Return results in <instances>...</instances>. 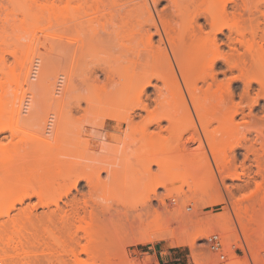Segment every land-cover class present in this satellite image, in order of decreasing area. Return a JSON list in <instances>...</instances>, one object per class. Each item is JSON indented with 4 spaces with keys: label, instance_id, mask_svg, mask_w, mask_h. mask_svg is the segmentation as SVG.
Listing matches in <instances>:
<instances>
[{
    "label": "bare ground",
    "instance_id": "1",
    "mask_svg": "<svg viewBox=\"0 0 264 264\" xmlns=\"http://www.w3.org/2000/svg\"><path fill=\"white\" fill-rule=\"evenodd\" d=\"M164 1L166 4L161 6ZM251 1L252 0H65L63 7H56L50 0H44V2L41 0H0V37L12 39L16 36L18 39V43L5 49L0 48V71H5L4 73L8 72V56H13L18 61V72H13V74L17 77V80L23 76V83L27 86L25 88L23 84L20 85L18 82L16 83V89L12 92V97H7L5 101L0 97V134L8 128L7 124L2 122V117L7 113H11V116L12 114L13 116L16 115V118L20 119L24 117L23 119H29L28 121H32L33 117L36 118V116L31 115V110H33V112L36 111L33 115H37L39 103L35 106L31 104V90L33 92L36 90L34 88L37 86L36 81L42 84L43 87V84H46V81H43L45 79L44 77L46 75L49 76L53 68L51 54L48 52L43 53L36 44L39 32L44 33L47 37L60 39V42H62V45H55L54 42L51 50L55 52L61 45V53L63 57H65V60L68 59V62L66 63L65 61L64 64L68 65L64 68L57 66L55 70L53 69L54 73L51 76L53 79L50 77H48V79L46 77V79L49 80L50 84L47 81L48 85L57 87V80L60 81L58 79L60 76L59 68L61 69V73L63 72L66 75V85L63 93L65 91L68 104V100L70 99H73L72 103L75 102L76 98L77 100L79 99V101L85 99L84 97L82 98L78 93V88L75 87L77 77L79 83L81 81L79 76L80 78H85L87 76V85L84 83L82 84L87 86L88 89L91 87L94 89V93L91 94L93 95L91 96V102L95 104L96 102L94 99L97 101L99 96L100 98L103 97V91V95L109 92L106 88L109 86H106L104 81L101 84V77L105 76L107 80L116 82L120 74L119 77L121 76L122 79H119L121 81L123 80L121 83H118L120 84V90L122 91V88H124V92H122L126 94L128 91V95L133 92V96H128L129 100H123L122 106H120V108L118 106V108L124 112L125 116L123 119L126 121L132 120L139 114V111L150 112L151 102H154L158 107L170 108L172 111L171 114L174 115H177L178 112L183 110L191 115V111L193 110L204 130L205 128L208 130L207 127H209L211 118H216L220 115L227 116L229 113L232 123L234 124L235 117L239 114H244V111L240 109L239 103L235 105V110L232 112L225 111L228 103L234 101L235 94L233 92V80L221 78V75L227 77L228 71H250L251 75L249 79L245 81L246 93H250L253 83H258L261 87V96L264 98V47L259 45L257 41L258 38L264 40V29L262 28L264 22L261 21L262 19L260 16H255L257 13L264 12L261 9L264 5L262 2L251 4ZM245 16L249 21L250 30H247V27L243 24ZM257 18L261 20H257ZM253 20L258 21L255 26ZM260 22H262V26ZM53 23H59L61 25L63 30L62 35H56L50 32L53 28ZM226 30L228 34L225 33ZM222 35L226 37V40L223 39ZM249 35L252 37L251 40L248 39ZM1 45H3L2 42L0 43V47ZM225 47H228V50H225ZM241 47L245 49L243 50L244 52H241ZM35 59L38 61L35 62ZM82 63L87 66L86 69H89V72H86L88 75L83 73L86 75L85 77L81 74L83 68H81V70L78 69L80 67L79 65L83 66ZM220 64L225 65L227 70H220ZM39 68L42 71H40ZM63 69L65 72L62 71ZM76 70H80L81 72L77 71L76 73ZM38 72L39 74L41 72L40 76L43 78L38 76L39 80L33 83L35 79H38L34 78L37 76ZM117 73L119 74L116 77ZM77 74H79V76ZM31 78H34L33 82H31ZM60 79L62 80V78ZM83 80L84 79H82L81 82H83ZM86 80H84V82ZM88 81L90 83H88ZM99 81L101 86L103 84L106 86H102L104 90H101L100 93H98V89H96L99 88V85L97 86ZM94 82H97L96 86H94ZM47 84L44 86L46 88L49 87L47 91L49 92V89H53V93H55L54 89L56 88H50ZM121 84L123 86H121ZM127 85L130 86V93ZM148 87L154 88L155 97L148 95L146 92ZM133 88L135 89L132 90ZM106 90L107 92H105ZM75 91H77V93H75L76 95L74 96ZM50 93H52V91H50ZM36 94H38V92L35 93V95ZM97 94H99V96ZM112 94H114V97L116 96L115 93L112 92L109 95L112 96V98H105L104 96L103 98L106 100H103L101 103L98 101L99 104H97V102L95 105H91V107L95 106L96 108H90L92 110L89 113L92 115L94 112L99 113L97 111L98 105H100L99 110L112 106L114 102ZM53 95L55 94H52V97ZM144 95H147L146 98ZM71 96L72 98H70ZM78 96L80 98H78ZM100 98L98 100H100ZM39 100L40 98L38 102ZM54 100H56V98ZM51 101L50 98V103ZM81 101L79 103L77 101V103H73V106L75 104L79 105H75V109L73 108L72 110H76L77 112V107H81V109L83 108L88 112L89 109H86L85 107L87 106L82 104L83 107L81 105L83 101ZM55 102L56 101H54V103ZM258 102L259 99L257 98L254 104ZM31 105L36 108H31ZM49 105L48 107L50 108L55 107H51L52 104ZM100 107L102 109H100ZM69 108L71 109L70 106ZM34 109L36 110L34 111ZM70 109L68 119H65L67 121L75 116L73 114L76 113L71 114L72 111ZM78 110H80V108ZM78 112L82 113L83 111L81 110ZM86 112L84 114L82 113L84 116L82 117L81 115V117L82 120L86 118L88 119L87 121H89L91 120L89 119L91 115ZM45 114L47 115V113ZM54 114H56V119H58V125L64 122V112L62 110H57ZM38 116L42 119L41 114H38ZM87 116H89V118ZM117 116V114H111L110 118L118 119ZM28 121H26V123ZM33 121L35 122V120ZM81 123L83 124V122L80 121V124ZM38 124L39 123H37L36 126ZM63 125H60V129L58 127L57 132H55L60 133L65 126ZM100 125L103 126L101 123ZM100 125L94 126L95 128L94 130L92 129V131L91 128L88 129L91 132L96 131V137L99 140L97 150L102 152L106 150V148L108 150L109 143L107 137L108 131L107 134L101 132L102 129L100 131ZM43 126L41 128H44ZM198 127H200L198 130L202 129L199 123ZM80 130L79 132L77 131V134H81ZM86 131L87 130H85L84 133H89ZM238 135V132H235L233 127L228 125L227 127L224 126L221 128V136L219 138L215 137L217 135L214 137L211 136V140L207 139L208 143L206 142V146L211 151L212 155L210 156L213 162L216 163L219 161L217 162L220 165L219 167L222 166V168H227L226 177L230 178L233 177L231 170L229 171L228 169L232 163L231 160L233 161L231 157H233L236 150L235 148L241 145L240 138L242 136L240 137L241 134ZM150 137L155 139L153 136ZM151 138L149 140H152ZM259 138L262 139V136L259 135ZM242 139V141H244L247 138ZM165 145H167V143H161L157 140L148 141L147 143L150 149L155 148L156 150L158 147ZM200 145L199 147H202V143H200ZM242 146L243 145H241V147ZM94 150L95 149H93V151H88L91 152H89L90 154H95ZM156 150L148 154L146 161L156 166H159L161 162L164 163L167 161L163 164L164 172L162 173L164 174L162 176L165 177V175H168V178H173L171 180H175L174 175L176 173H178V176L180 174L188 175V168H185L187 162L192 163V160L196 161L194 158L196 154L192 155L188 153L185 144L175 146L176 153H172L174 157L172 154H168L167 157V154ZM180 150L182 153L186 152L187 155L182 154ZM177 151L180 152L177 153ZM57 153L60 154V152ZM231 153L232 155L230 157ZM19 155L21 156L20 159L18 158ZM190 155L194 156L193 159ZM52 159L54 164L55 162L57 163V161H54V157ZM6 160L7 165H3L4 168L0 171V205L5 203V201L10 202L11 205L4 213L0 211V264H29V261L20 258L19 254L14 258H10L8 248L13 247L15 250L20 248L23 253H27L24 245L30 242L31 236H36L37 227L35 226L34 220L38 218L39 215L34 211V208L36 209L37 206L31 208L25 207L23 209H18L16 206L18 203L23 204L26 199L31 198L33 195H37L40 200V205L42 204V206L48 207L49 211L45 213L47 219L53 221L60 216V219L65 223V227L68 226L67 229L71 228L69 229L71 231H69L70 234L68 235L70 241L68 244H71V251L68 253L72 254L73 252L72 255H74V258L79 264H125L126 259H123V255H125V245H128V243H152L156 240L165 239L166 236V239H168L169 236L171 240L174 238L170 230L169 219L171 218H165L160 211L156 210L158 205L151 209L152 211L155 209V212L153 211L154 214L151 212L152 215L149 213V211H151L150 209L148 211L146 210V213L139 212V214H137L136 223L134 224L130 222L128 214L125 211H116L114 215L112 211H109L110 208H112L110 205L109 208L104 207L108 206V204H102L103 206H101L99 204L97 205L95 202L91 203V201H93L92 194L97 183H94L96 180L94 176L96 174L94 176L92 175L94 171L95 173L97 172L96 166L93 169L90 168L91 172H89L84 167L83 169L81 164L77 163L81 167H79L80 171L78 165L73 163L78 170L71 166L69 169L71 173L75 171V179L74 174H72L73 181L65 188L63 187L64 190L59 197L54 198L56 194H53L54 196L45 198L43 195L48 193L49 189H52L56 183L54 176L56 172L58 173L61 171L60 167L55 166L57 168L53 169L52 165L54 166V164L51 165L52 162L50 161L51 169L48 167L45 174L38 172V174L35 175V173L31 171V162L28 153L18 154L12 159L6 156ZM56 160L58 159L56 158ZM196 162L197 164H204L206 162L209 164L208 161L198 163V157ZM196 162L193 163L196 164ZM182 165H184L182 168L186 169L184 170L187 174L183 171V173L176 171L173 175V169L175 170V167H181ZM160 167L162 166L160 165ZM49 169L50 172L48 173ZM104 171H109V167H105ZM154 177L155 175H151L150 179ZM156 179L162 181L156 182L155 185L149 183L153 185L152 187L149 186L148 183L146 185V190L149 194L146 191L147 196L145 200H148L149 203L151 201L150 193L156 195V191L160 187L166 188L167 186L166 179H164L166 182L160 177H156ZM180 179H184V177ZM83 180L89 188L87 193V195L89 194L88 196L83 190L81 191V189H79L80 183ZM151 182L154 183L153 180ZM34 183H37L39 186H33ZM259 185L258 188L261 189V195H263L264 183L263 185L261 184L262 186ZM179 187L178 189L182 188V186L181 188ZM74 189L77 191L76 194H73ZM259 189L257 192L260 191ZM171 192L172 191H170V193ZM258 194L260 193L258 192ZM220 197L223 199L222 195H220ZM60 200L63 201L64 205H60ZM145 200L144 203L146 204L147 202H145ZM160 203L163 202L160 201ZM52 204L55 205L54 209H50L49 207ZM99 206H101L100 209ZM101 208L105 209L102 210ZM12 209H18V212L12 215ZM104 210L106 211L103 212L102 216H100V212L97 213L98 211L102 212ZM170 214L169 216L171 217ZM240 216L243 218L244 222L242 221V223L245 226L250 225L255 220L248 206L240 208ZM115 217L124 220L126 224L130 222V225L127 224V227H132L127 229L123 221L118 220L120 221L118 222L120 226H124L123 229L121 227V230H119V228H117V222V226L115 227L114 225ZM77 223H79V226L75 227ZM216 223L221 224V221L217 220ZM201 224L202 223H199V227ZM112 226L115 227L114 230ZM72 227L73 229L75 228L74 231H72ZM136 227L137 229L135 230L137 231L134 232L135 230L133 229ZM206 230L207 228L203 227L199 229L196 227V229H194L195 233L199 231L206 232ZM119 231H121L122 234ZM131 232L133 234H131ZM192 232L182 231V233L180 232L177 234L179 236L175 239L177 240L176 243L178 242V244L190 245L193 247L196 243V235ZM124 233L126 234L124 235ZM121 235L123 236L121 237ZM57 240L61 241V238ZM72 244H77V247L80 245V250H76V245L74 246ZM79 252L88 256L87 259L81 260L79 254H77ZM113 259H117V261L114 262L112 261Z\"/></svg>",
    "mask_w": 264,
    "mask_h": 264
},
{
    "label": "rangeland",
    "instance_id": "2",
    "mask_svg": "<svg viewBox=\"0 0 264 264\" xmlns=\"http://www.w3.org/2000/svg\"><path fill=\"white\" fill-rule=\"evenodd\" d=\"M41 1L44 2V0ZM50 2L53 3V5H55L56 7H63V5L65 4V0H50ZM257 2H262L264 5V0H252L251 4ZM165 4L166 2L164 1L161 6H164ZM261 9L264 11V6L261 7ZM255 16L256 17L260 16L262 20L260 18L259 19L262 22H264V12L257 13L255 14ZM259 19L257 18V20ZM257 20H255L256 23L253 20L254 26L258 22ZM262 22H260L261 26H262ZM243 24L247 27V30H250V24L249 21L246 19V16L245 19L243 20ZM262 28L264 29V23ZM50 32L56 35L63 34V30L59 23H53V28L50 30ZM225 33L228 34V31L226 30ZM224 35H222L223 39L226 40V37ZM248 39L251 40L252 37L249 35ZM257 41L259 45L264 47V40L258 38ZM1 42L3 43V45H1L0 48L5 49L11 45H14L15 43H18V39L16 36L13 37L12 39L0 37V43ZM36 42H37L36 44L38 45L40 50H42L43 53L48 52L49 54H51V63H53V68L51 69L52 71L50 72L49 76L44 75L45 79L43 80L46 81L47 84V81L49 83V80H47L48 77L52 78L51 76L54 73L53 71L57 68V66H59L60 68L66 67L68 64H64V63L65 61L67 63L68 59L66 58L67 60H65V57H63L61 53L62 42H60V39H53L45 36L44 33L39 32V37L38 39H36ZM54 42L55 45H59V44L61 45L55 52H52L51 49ZM225 50H228V47H225ZM243 50L245 49L241 47V52H244ZM8 58H9L8 72L4 73L5 71L4 72L0 71V97L2 98L3 101H5L7 97L13 96L12 92L13 90L16 89V83L19 82L20 85L23 84L25 88L27 87L26 84L23 83L24 82L23 76L19 80H17V77L13 74V72L14 73L18 72V61L13 56H8ZM36 59L35 62L38 61ZM82 64L83 66L79 65L80 67L78 69L81 70V68H83V70H81L82 71L81 74L83 73L86 74L87 71L89 72V69H86L87 66L84 63ZM220 65H219L220 70L226 69L225 65H221V66ZM60 68H59L60 74L59 71L58 74L62 77L57 76L58 79L60 80V81L57 80L56 83L57 87L56 86L52 87L47 84L48 86H50V88L51 87L56 88L54 89L55 93H53V89H49L50 91H52V93H50V91L48 92L47 89L49 87L48 88L44 87L46 86V84H43L42 87V84L37 83L36 80H39L38 76L41 75V72L40 74L38 72L39 75L37 74V76L34 77V78H38L35 79L34 82H33L34 78H31L32 79L31 82L35 83L36 81V85H37L34 87L36 90H34L33 88L34 92L31 90V100H32L31 104L35 106L36 104L38 105L39 103V107L37 106L38 107L36 113L37 115H33L36 112L35 111L36 109H34L35 112L31 110V115L36 116V118L33 117V120H35V122L33 120H32L33 122L28 121L29 119L24 120L23 116H21L23 117L22 118L23 120L20 118H16V115L13 116V114L12 117L11 113L10 114L7 113L2 117V122L6 123L8 128L0 134V160H2L0 161V171L3 170L4 168L3 165H7L6 156H8L9 159H12L18 154L28 153L31 162V171H33L35 175H37L38 172L41 174H45L48 167L51 169L50 163L52 162L53 160L52 158L54 157V161H57V163L55 162L54 164V162H52L51 165L54 164V166L52 165L53 169L60 167L61 171L58 173L56 172V175L54 176L56 183L54 184L52 189L50 188L49 192L44 194L43 196L46 198L49 196L52 197L56 194L54 198H57L62 194L61 192H63L64 188L69 183H71V181H73L72 174H74V179H75V174H76L75 171L74 173H71V170L69 169L70 166L76 168L75 165H73V163L78 165V169L80 167L79 164H81V167L82 168L84 167L89 172H91L90 168L93 169L96 166L97 170L96 169L94 170H96L97 172L95 173L94 171L92 175L94 176L96 174L94 176L96 179L94 183L96 182L97 183L95 185L92 194L93 201H91V203L95 202L97 203V205L99 204L101 206H103L102 204H106V205L108 204V206H104V207H109L110 205V207L112 208L109 207L110 208L109 211H112L114 215L116 214V211H122V212L125 211L128 214V218L130 222L134 224L136 223L137 214H139V212L146 213L149 209L151 210L158 205L156 207V210L160 211L165 218L167 217L171 218L169 219L170 227H171L170 230L173 233L174 238H172L171 240L169 236V238L166 239L167 238L166 236L165 239L156 240L152 243H142V242H136L130 244L128 243V245H125L126 246L125 255H123L124 257L123 259H126L125 264H158L159 262L158 258L156 254L153 252L157 247L160 246H165L166 249L165 251H163L164 254L167 253L168 256L172 255V258L181 255L184 256L182 264H199L196 254V248L198 247L197 241L200 238L207 236L209 233L215 230H220L222 232H225L230 227V224L233 222L234 214L237 216L241 225L244 226L246 229L248 228L246 227L247 225L246 226L243 225L242 223L243 218L240 216V208L244 206L250 207L251 214L254 216L253 219H255L254 222L250 224V226L257 225L264 227V193L263 195H261L262 191L261 189L258 188L259 184H260L259 186H262L264 183V135H263L264 120H262L264 119V98L261 96V87L259 86L258 83H253L250 93L249 94L246 93L245 81L249 79L251 75L250 71H244V70L234 71V72L228 71L227 77L221 75V78L233 80V92L235 94L234 101L228 103V105L225 108V111L232 112L233 110H235V105L239 103L241 107L240 109H243L244 114L237 115L235 117L234 124L232 123L230 113L227 116L220 115L219 117L216 118L213 117L210 119L211 121L209 127H207L208 130H206V128L204 130L203 126L200 123V120L195 115L192 109H191L192 110L191 115L186 113L184 110L178 112L177 115H174L171 114L172 111L170 108L158 107L154 102H151L150 112L139 111V114L136 115L132 120L126 121L125 119H123L125 114L119 108L120 106H122L123 100L125 99L127 100L128 96L130 97L133 94V92H131L130 86L128 85L127 86L130 90L129 93L131 92L129 95H128V91L126 92V94L123 93L124 88H122L123 92L120 90L121 89L119 86L120 84L118 83H121L123 80L122 81L120 80L122 79V77L121 76L119 77L120 75L119 73L116 74V77L119 74L117 77L118 81L116 82H113L112 80L110 81L107 80L105 76L101 77V84L104 81L105 85L109 87L104 86V84L102 86L106 87L109 92L115 93L116 96L114 97V94H112L114 97L113 98L114 102L112 106L103 109L100 107V109L102 110H99L100 105H98L97 111L99 113L93 111L94 112V113L92 112L93 115L89 112L92 110L90 108L95 107V106L91 107V105L94 104L91 102L92 99L91 96H93L91 94L94 93L93 91L94 89H92V87L88 89V87L85 86L87 85L86 75H88V73L86 75L83 74L84 77L86 76L85 78L83 77L80 78L79 76L80 73L77 74L79 76V79H81V81L82 79L86 80L85 81L86 83L84 82V80L83 82L80 81L78 83L79 80L77 77L78 85L76 83L75 87L78 88L79 90L78 93L82 96V98L84 97L87 100L86 101L85 99H81L83 101L82 102L80 100L82 102L81 105L83 104L84 106H87L85 108L86 109L88 108L89 111L86 112L85 109L83 108L81 109V107H77L78 109L80 108V110L76 108L77 109L76 112V110H72V109L73 108L75 109V107L78 106L79 104L77 105L75 104L76 106L74 105L75 106L74 107L73 103H75L76 101L78 102L79 99L77 100L76 98L77 96H76L75 97L76 100L74 99L75 102L72 103L73 99L72 100L70 99L72 98L71 96L69 98L71 100V103L70 100H68L70 105L67 103V95L65 91H64L65 94L63 93V90L65 89L64 87L66 85L65 82L66 75L63 72L61 73ZM80 70H76L75 72L77 73V71L79 72ZM40 71L42 70L40 69ZM62 71L65 72L64 69ZM60 78H62V80ZM89 81L88 83H90ZM82 83H84L85 85ZM94 83H95L94 86H96L97 82ZM101 84L99 81L97 83V86L99 85V88L95 87L96 89H98L97 90L98 93H100L101 90H104ZM121 86L123 85L121 84ZM134 89L135 88H133L132 90ZM35 91H37L38 94L35 95V93H37ZM103 92H102L103 97L105 96V98L107 97L112 98V96H109L111 93L107 92V90L105 92L109 94L105 93L106 95H103L104 94ZM146 92L148 93V95H151V97L153 96L155 97L154 94L155 91L153 87H148ZM75 93H77V91L74 92V96L76 95ZM52 94H55L53 95V97L54 99L56 98V100L53 99ZM97 95L99 96V94ZM79 96L78 98H80ZM144 96L146 98L147 95ZM49 97L53 102L51 101L50 103ZM103 97L100 98L99 96L100 100H98L99 98L96 97L97 101L95 99L94 101L96 103L98 101L101 103L103 102V100H106ZM39 98L40 100L38 102ZM257 98L259 99V102L257 104H254V101ZM54 101H56L55 102L56 104L54 103ZM99 102L97 104H99ZM48 103L50 105L52 104L51 107L52 106L55 107L53 108L48 107L49 105ZM32 105L31 108L34 107ZM69 106L71 107V109L69 108ZM68 108L72 111V113L70 112L71 114L75 112L76 113L73 114L75 116L72 115L73 117L67 121L65 119H68V115H69ZM57 110H62L64 112V122L67 121L66 123L63 122L60 124V125L63 124L65 125V126L63 125L64 126L63 130L60 133L59 132L56 133L57 128L59 127L60 129V125H58L59 123L58 119H56L55 116L56 114H54ZM81 110L91 115L90 118L89 116H87L89 119H91L89 120L90 122L87 121L88 119L85 118L83 119L85 121L84 123V121L82 120V117L84 116L82 115L83 112L82 113L78 112ZM45 113H47V115ZM38 114H41L42 119L39 118L40 116H38ZM111 114H117L118 119H111L110 118ZM26 121H28L29 123L27 122L28 123L27 124ZM80 121L83 122V124L81 123L82 125L80 124ZM37 123L39 124L36 126ZM53 123H55L56 125ZM100 123L103 124V126L100 125ZM198 123L202 127L201 130H198L200 128L198 127ZM96 125L101 126L100 131L102 129L101 132H103L104 134H107L108 131L107 137H108L109 147L108 150L107 148L106 150H104L105 152L104 151L99 152L97 150L99 144L98 143L99 140L96 137L97 133L96 131L91 132L92 129L94 130L95 128L94 126ZM228 125L232 126L235 132H238L239 135L241 134L240 137L241 136L242 137L240 138V142L241 145H243L242 147L240 145L239 147L237 146L235 148L236 150L233 154V157H231L233 152L230 154V157L231 159H233V161L230 159L232 163L228 167V169L229 171L231 170L233 174L232 178L226 177L227 174L226 172L228 170L227 168H222V166L219 167L220 165L219 163H217L219 161L217 162L215 161L216 163L213 162L210 156L212 155L211 151L206 146V142L208 143L207 139L211 140L210 137L211 136L214 137L215 135H217L215 137L219 138L221 136V128L224 126L227 127ZM42 126L44 128H41ZM88 128L89 129L91 128V131H89ZM79 130L81 131V134H77V131L79 132ZM85 130H87L91 134L84 133ZM257 130L260 132H258ZM259 135L262 136V139L259 138ZM150 136H153V138L155 137V139H152ZM150 138L152 140H149ZM242 138L244 139L247 138V139L242 141L243 140ZM153 140H157L161 143H167V145L158 147L157 150L155 148L150 149L147 146V143L148 141H153ZM200 143H202V147H199ZM183 144L187 146L188 153L192 155L196 154L195 157L190 155L192 159L194 157L197 161V157H198L199 160L198 163L208 161L209 164H207V162L204 164L202 163L197 164V162L195 160L193 161L190 157L192 163L187 162L188 165L185 163L186 164L185 168L186 167L188 168L187 170L188 175L180 174L178 176L177 175L178 173L174 175V172L176 171H179V173H183L186 170L185 168H182L184 165H182L181 167H175V170L173 169V175L175 180H171L173 178L172 177L168 178V175L167 176L165 175V177L167 178L162 176L164 174L162 173L164 172L163 164H165L167 161H165L164 163L162 162L160 163L162 167H160V165L159 166L152 165L151 163L146 161L148 154L154 150L165 153L167 154L168 157V154L171 155L172 153H176L175 152L176 145H183ZM93 149H95L94 150L95 154H90L91 153L90 151H93ZM180 151H177V153ZM57 152H60V154ZM182 154H186V152L185 153L183 152ZM172 155L174 157V154ZM18 158L20 159L21 156L19 155ZM56 158L58 160H56ZM193 162H196V164ZM105 167H109V171H104ZM50 169L48 173L50 172ZM76 169H72V170H76ZM187 173L185 172V174ZM151 175H155V177L153 179H150ZM156 177L162 178L163 181H165L164 179H166L167 182L166 181L165 182L167 186L166 188L160 187L156 191L157 196L153 193H150L151 201L149 203L148 200H145L148 192L146 190L147 187L146 185L147 183L148 184L151 183L155 185L156 182L162 181L156 179ZM183 177L184 179H180ZM152 180L154 181V183L151 182ZM153 185L149 184V186L151 187ZM33 186L38 187L39 185L37 183H34ZM178 187L181 189H178ZM79 189H81V191L83 190L87 195L89 188L88 186H86V182L84 180L81 181ZM258 189L260 190L258 191L260 194H258L257 192ZM170 191L172 192L170 193ZM74 193L75 194L77 193L75 189L73 190V194ZM220 195H222L223 199H221ZM144 200L145 202H147L146 203L147 205L144 203ZM39 201L40 200L37 197V195H33L31 198L26 199L23 204L18 203L16 205L18 209H23L25 207L31 208L33 206H37L36 209L34 208V211L39 215V217L34 220L35 226L37 227L36 236H31L30 242L24 245V248L25 250H27V253H23L20 248L15 250V248L10 247L8 248L10 258H14L17 254H19L20 258L29 261V264H79L74 258V255H72L73 252L72 254L68 253L69 251H71V247H70L71 244L70 243L68 244V242H70L68 235L70 234L69 231H71L69 229L71 228L67 229L68 226L65 227V223L63 220L60 219V216L59 218L58 217L55 218L53 221L47 219L45 213H47L49 209L46 206H42V204L40 205ZM160 201L163 203H160ZM59 203L60 205H64L62 200H60ZM190 204H192L194 208L192 211L189 212L186 210V207ZM10 205H11L10 202L5 201V203L0 205V211L4 213L5 211H7ZM101 206H99V209ZM49 207L50 209H54L55 205L52 204ZM18 209H12L11 214L14 215L16 212H18ZM101 209L103 210L105 208H101ZM105 211L106 210L102 212L98 211L97 213L100 212L101 213L100 216H102L103 212ZM153 211L151 210L149 211V213ZM169 214L171 215V217L169 216ZM115 218L116 219L114 221L115 222L114 225L115 227L118 225L119 227L117 226V228H119V230H121L120 229L121 227L122 229L124 228V226L127 227V224L130 223L128 222L126 224L124 220L120 218L117 219V217ZM118 220L123 221L124 226L123 225L120 226V223H118L120 221ZM217 220L218 221L220 220L221 224L220 223L217 224L216 223ZM199 223H202L200 227L207 228L206 232L199 231L195 233L196 230L194 231V229H196V227H198V229L200 228ZM78 224L79 223L75 224V227H78L79 226ZM183 226L184 228L178 231V228ZM73 227H72V231H74L75 229V228L73 229ZM115 227L112 226L113 230ZM129 227H127V229ZM135 229H137V227L134 228L133 230ZM136 231L137 230H135L134 232ZM182 231L183 232L193 231L192 233H195L196 235V241H195L196 243L194 245L195 247L194 246L192 247L190 245L178 244V242L176 243L177 240L175 239L176 237L179 236L177 234H179L180 232L182 233ZM80 232L78 233L81 234ZM126 233H124V235ZM131 234L133 233L131 232ZM122 236L123 235H121V237ZM58 238H61V241L57 240ZM72 245L74 246L76 245L75 249L80 250L79 247L80 245H78V247L77 244H72ZM206 252H207V257L209 258L211 264H215L214 255H212V253L208 251ZM77 254H79L81 260L87 259L88 257L81 252ZM69 255L73 257H70ZM165 258H167V256ZM112 261L116 262L117 259H113ZM160 262L162 263L161 258H160Z\"/></svg>",
    "mask_w": 264,
    "mask_h": 264
},
{
    "label": "built area",
    "instance_id": "3",
    "mask_svg": "<svg viewBox=\"0 0 264 264\" xmlns=\"http://www.w3.org/2000/svg\"><path fill=\"white\" fill-rule=\"evenodd\" d=\"M193 208L194 206L190 204L186 210L190 212ZM183 227H179L178 231ZM246 227L248 228L241 225L234 214L233 222L225 232L215 230L200 238L196 248L199 264H211L206 251L214 255L215 264H264V227L257 225ZM162 255L167 258H161L162 263L158 264L183 263L182 255L175 258L164 252Z\"/></svg>",
    "mask_w": 264,
    "mask_h": 264
},
{
    "label": "crops",
    "instance_id": "4",
    "mask_svg": "<svg viewBox=\"0 0 264 264\" xmlns=\"http://www.w3.org/2000/svg\"><path fill=\"white\" fill-rule=\"evenodd\" d=\"M166 247L165 246H160V247H157L153 253L156 254L157 258H158V261L160 262V258H164L165 256L162 255V252L165 251Z\"/></svg>",
    "mask_w": 264,
    "mask_h": 264
}]
</instances>
